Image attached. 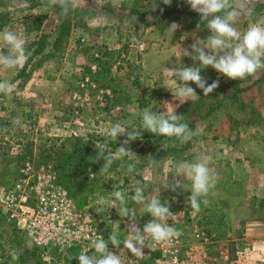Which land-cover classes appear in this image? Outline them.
I'll return each instance as SVG.
<instances>
[{"label": "rangeland", "instance_id": "374dc122", "mask_svg": "<svg viewBox=\"0 0 264 264\" xmlns=\"http://www.w3.org/2000/svg\"><path fill=\"white\" fill-rule=\"evenodd\" d=\"M76 3L77 7L65 14L50 0H0V31H16L24 38L26 49L37 53L28 60L25 72V65L16 69L0 66V80L16 85L11 95L0 93V130L5 124L11 130L10 135L0 136V185L16 182L24 161L31 162L35 170L53 171L76 208L92 216L104 239L118 231L123 241L129 219L121 218L111 206L97 213L99 197L115 199L111 193L122 191L142 230L152 217L131 200L138 182L145 186V195L155 188H160V198L168 192L182 195L183 189L166 190L161 182L166 178L172 181L179 162L210 156V168L218 179L207 196L209 203L203 204L205 219L185 208L171 210L176 216L168 224L174 223L182 233L175 238L181 246L179 264H222L215 259L225 256L230 264H264V70L240 81L208 67L201 75L209 84L219 81L214 90L217 97L203 98L196 106L199 98L180 104L173 99L162 70L197 63L183 56V48L191 50L195 39L206 40L211 34L206 25L189 29L186 17L169 14L155 27L154 3L158 5L155 11L171 7L161 0ZM239 3L245 13L252 9V15L242 14L234 25L243 34L249 24L264 18V0ZM173 22L180 25L174 35L166 31ZM0 53H8L2 41ZM234 84L244 88L238 95L243 108L223 100L234 91ZM189 86L198 96L204 94L194 83ZM165 102L184 116L183 123L194 121L191 141L181 143L168 137L156 141L157 136L149 137L142 127L144 108L174 110ZM16 117L20 123L13 125ZM116 122L141 135L127 146L135 156L115 161L109 173L101 175L103 161H96L95 145L107 141L114 151L126 139L107 137L106 129ZM86 162L89 164L83 168ZM130 163L135 164L133 173L127 171ZM229 174L238 186L236 194L217 186L227 182ZM179 179L190 189V181ZM83 183L88 188H83ZM78 189L84 190L78 194ZM79 195L86 196V201ZM109 250L120 255L124 264H170L166 258H155L156 251L136 259L124 250L123 243L119 248L109 244ZM232 250L235 260H229ZM13 252L18 257L15 260ZM80 253L78 249L34 247L16 223L0 212V264H79ZM94 253L92 249L88 255Z\"/></svg>", "mask_w": 264, "mask_h": 264}, {"label": "clouds", "instance_id": "9594fccd", "mask_svg": "<svg viewBox=\"0 0 264 264\" xmlns=\"http://www.w3.org/2000/svg\"><path fill=\"white\" fill-rule=\"evenodd\" d=\"M161 2L168 6L172 4V0H161ZM185 2L192 11L199 14L201 23L206 25L211 34L206 40L195 39L190 46L191 50L183 48V56L189 57L197 62L196 64L191 67L163 68L162 71L168 77L170 85L168 89L171 90L175 101L184 104L200 98L195 89L189 86L190 83L201 89L205 97L219 87L218 80L209 84L201 75L202 70L208 67L231 80H243L264 70V18L249 24L242 34L234 25L242 14L252 15V9H248L245 13L243 4L239 3V0H185ZM50 4L58 5L65 14L77 7L76 0H50ZM157 7L158 5L154 3L153 10L155 11ZM179 27V24L173 22L166 31L174 35ZM197 28H200V24H197ZM0 41L8 47L7 54L0 53V66L16 69L28 62L31 52L26 49L25 40L19 33L10 29L0 31ZM15 88L14 83L0 80V93L11 95ZM165 103L174 110L170 112L168 107L164 112L153 111L150 107L143 109L142 127L147 132L176 138L181 143L191 141L195 133L187 123L182 122L184 116L176 114L173 104ZM19 123L20 117L13 119V125ZM106 135L114 141L120 136H126V139L114 151L109 148L107 141L95 145L97 150L95 159L103 161L99 172L101 175L109 173L115 161L124 157L132 159L135 156L127 146L131 141L137 140L141 134L135 128H126L123 123L116 122L106 129ZM211 160L210 156L198 155L193 161L179 162L175 166L172 181L166 178L160 185L174 192L177 189L190 192L187 202L195 212H199L201 203L205 206L209 203L207 196L218 179L210 168ZM135 170V164L127 165L128 173H133ZM180 177L191 182L190 189L186 183L181 182ZM111 196L115 199L99 197L95 201L98 206L96 211L99 213L107 206L116 208L121 218H128L130 221L127 236L121 241L118 231H112L108 240L98 235L90 245L95 253L89 256L87 251L81 252L77 257L79 264H124L120 255L109 250V244L119 248L121 243L124 250L130 251L136 259H144L143 249L146 246V239L151 238L155 244H160L170 242L182 235L174 223L171 226L168 224L169 219L172 220L176 215L170 211L167 203L161 202L160 188H155L153 193L145 195V186L138 182L134 190L131 200L142 205V210L152 217L142 230L137 225L135 211L127 206L124 193L115 190ZM147 247L152 250L153 246ZM11 255L13 260L18 258L14 252Z\"/></svg>", "mask_w": 264, "mask_h": 264}, {"label": "built area", "instance_id": "2783aa9c", "mask_svg": "<svg viewBox=\"0 0 264 264\" xmlns=\"http://www.w3.org/2000/svg\"><path fill=\"white\" fill-rule=\"evenodd\" d=\"M18 175L11 186L0 185L1 214L16 223L36 248L89 253L92 240L103 234L90 214L76 208L55 173L44 168L35 170L31 162L24 161ZM145 244L143 251L147 257L156 251L170 264L180 263L181 246L177 239L160 244L149 239ZM147 246H153L152 250Z\"/></svg>", "mask_w": 264, "mask_h": 264}, {"label": "trees", "instance_id": "16d2710c", "mask_svg": "<svg viewBox=\"0 0 264 264\" xmlns=\"http://www.w3.org/2000/svg\"><path fill=\"white\" fill-rule=\"evenodd\" d=\"M155 1H157V0H155ZM169 14H177L179 19H181L182 16L186 17L188 19L187 20V26L189 27V29H195V26H197V24H200L202 26L205 25V24L201 23L199 14L196 13L195 11H192L191 8H190V6L187 5V3L185 2V0H173V3L171 4V7H169V10L168 11L167 10L166 11H161V10L154 11L153 15L156 16L158 18V20L155 21L153 23V25L155 27H158L159 26V23H160L159 21L162 22L164 19H166L167 17H169ZM179 19H177V20H179ZM35 54H37V53L36 52L32 53L29 59H31L33 57V55H35ZM26 66H27V63L25 64L24 68L22 69V72H25ZM247 78H249V77H247ZM245 79H243V80H245ZM229 86H230V84H227L225 86L226 89H229ZM243 89L244 88L239 87L237 84H234V91H232L229 95H227L223 100L227 99V100L234 101L235 103L238 104V106H240L241 108H243V104L242 103H239V101H238L239 92H242ZM199 97L200 98L195 102V106L201 102V99L206 98L204 96V94H201ZM209 97H217V95L215 94V91L213 93H211L209 95ZM216 106H218V104ZM212 109H210V110H212ZM177 115H182V114L177 113ZM184 115H186L185 112H184ZM187 124H188V126H189V128L191 130H194V124H195L194 121H190ZM5 129H7V130L5 131ZM1 132L4 133V134L9 133L10 132L9 125L5 124L4 127L2 126ZM148 134H149V137L157 136L156 139H155L156 141H161V140H163L165 138V136L155 135V134H152L150 132ZM65 153L66 154H69L68 151H65ZM185 161H189V159L188 160H185ZM88 164H89V162H86L85 165L83 166V168L87 167ZM227 165H229V164L228 163H225V166H227ZM86 184L87 183H83L82 184V187L85 188V189L88 188L87 187L88 185H86ZM217 186L222 187L224 189V191L226 193H228V194L229 193H235L236 194L237 193V189H238L237 184L233 180H231V174L227 175V182H220V183L217 184ZM83 190L84 189H78L77 190V193L78 194H81L83 192ZM69 192H70V190H69ZM70 194H71V192H70ZM190 194L191 193H189V192H185L184 194L179 195L177 193L176 194H173L171 192H168L167 194H165V195H163L161 197V202L162 203H167L169 205V207H170V211L171 210H174V209L176 210V209L185 208L187 211L195 212L190 207V204L188 202L185 203V198L188 197V196H190ZM80 198L83 201H86V199H87L86 196H80ZM202 208H203V210L202 211H199L198 213L202 214L201 215V218L202 219H205L204 213H205V210L206 209L204 208L203 203H201V209ZM208 223H209V220L207 219L206 220V224H208ZM230 252H229V260H235L236 257H235L234 251L232 250V255H231ZM153 256L155 258H159L160 253L159 252H156V253L153 254ZM30 257H33V254Z\"/></svg>", "mask_w": 264, "mask_h": 264}, {"label": "crops", "instance_id": "0c3cea01", "mask_svg": "<svg viewBox=\"0 0 264 264\" xmlns=\"http://www.w3.org/2000/svg\"><path fill=\"white\" fill-rule=\"evenodd\" d=\"M10 133H11V130H10V132L9 133H7V134H4V133H2L1 132V130H0V136H8V135H10ZM14 183V182H13ZM2 185H7V184H4V183H2ZM9 185V184H8ZM11 186V185H10ZM219 190V189H218ZM221 191V190H220ZM223 193V192H222ZM223 195H224V197H225V194L223 193ZM226 257L227 256H225V257H223V259L221 258V259H215V260H217L218 262H222V264L224 263V264H230L229 262H227V260H226ZM226 260V261H225ZM187 264H192L191 262H189V261H187ZM199 264H205V262L204 261H201V263H199Z\"/></svg>", "mask_w": 264, "mask_h": 264}]
</instances>
